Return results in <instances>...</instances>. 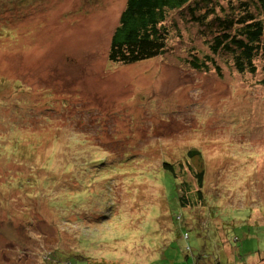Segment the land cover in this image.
Masks as SVG:
<instances>
[{
    "label": "rangeland",
    "instance_id": "374dc122",
    "mask_svg": "<svg viewBox=\"0 0 264 264\" xmlns=\"http://www.w3.org/2000/svg\"><path fill=\"white\" fill-rule=\"evenodd\" d=\"M125 3L0 0V264H76L80 239L113 264H264L263 62L238 73L174 11L172 51L110 63ZM189 150L183 207L163 162Z\"/></svg>",
    "mask_w": 264,
    "mask_h": 264
},
{
    "label": "trees",
    "instance_id": "16d2710c",
    "mask_svg": "<svg viewBox=\"0 0 264 264\" xmlns=\"http://www.w3.org/2000/svg\"><path fill=\"white\" fill-rule=\"evenodd\" d=\"M222 1L220 3L218 0H126L110 36L108 61L120 65H133L142 60L165 56L172 51L171 42L175 37L177 39L182 37L172 14L178 11L183 21L197 23L205 29L202 34L211 37L208 47L213 56L230 57L226 61L233 64L238 73L256 74L257 67L262 61L263 64L260 66L263 79L260 82L264 85V0ZM198 53L201 54L199 51ZM213 56L202 59L194 54L189 57L188 63L194 69L208 70L207 61L214 63ZM13 83L6 80L5 89L10 93L14 88ZM195 158L201 159L200 153L189 150L185 161L163 162V169L170 172L172 177H182L180 204H183V207L199 204L205 190V170H202V167L196 169L191 165V160ZM185 171L193 175L197 187H193L187 181ZM188 193L191 196L188 197ZM217 225V233L224 243L226 240L224 230L220 222ZM79 243L83 250L81 249V253H74L76 264H113L105 259L97 260L95 256L85 254L86 250L88 251L85 241L80 239ZM225 249L227 253L230 251L227 246ZM230 256L229 252L228 257ZM216 263L220 264L218 261Z\"/></svg>",
    "mask_w": 264,
    "mask_h": 264
}]
</instances>
